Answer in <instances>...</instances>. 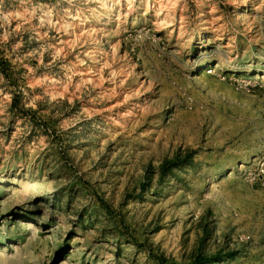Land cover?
Returning <instances> with one entry per match:
<instances>
[{
    "label": "rangeland",
    "instance_id": "obj_1",
    "mask_svg": "<svg viewBox=\"0 0 264 264\" xmlns=\"http://www.w3.org/2000/svg\"><path fill=\"white\" fill-rule=\"evenodd\" d=\"M0 264H264V0H0Z\"/></svg>",
    "mask_w": 264,
    "mask_h": 264
},
{
    "label": "bare ground",
    "instance_id": "obj_2",
    "mask_svg": "<svg viewBox=\"0 0 264 264\" xmlns=\"http://www.w3.org/2000/svg\"><path fill=\"white\" fill-rule=\"evenodd\" d=\"M35 188H37V186H32V187H31V190H33V189H35ZM27 194H31L30 191L27 192Z\"/></svg>",
    "mask_w": 264,
    "mask_h": 264
},
{
    "label": "trees",
    "instance_id": "obj_3",
    "mask_svg": "<svg viewBox=\"0 0 264 264\" xmlns=\"http://www.w3.org/2000/svg\"><path fill=\"white\" fill-rule=\"evenodd\" d=\"M202 262V261H201ZM209 262V261H208Z\"/></svg>",
    "mask_w": 264,
    "mask_h": 264
}]
</instances>
